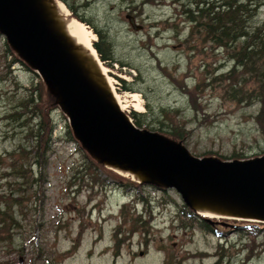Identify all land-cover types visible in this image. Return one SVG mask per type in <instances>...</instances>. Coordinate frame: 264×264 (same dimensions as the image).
<instances>
[{"label": "rangeland", "instance_id": "obj_1", "mask_svg": "<svg viewBox=\"0 0 264 264\" xmlns=\"http://www.w3.org/2000/svg\"><path fill=\"white\" fill-rule=\"evenodd\" d=\"M70 1L79 5L85 19L107 31L113 56L127 64L102 62L120 110L131 122V112L142 114V130L172 131L174 136L162 135L174 141L181 137L196 157L231 161L264 155V135L256 121L260 103L253 98L257 84L239 69L228 73L231 58L190 31V24L178 14L180 2L156 0L138 14L139 9L126 8L121 0ZM258 2L251 25L264 22V0ZM127 14L136 18L141 30L131 28ZM86 27L95 41L97 36ZM9 50L0 33V172L9 170L18 145L29 150L21 129L23 123L37 120L28 119L37 112L32 104L40 103L56 127L42 227L35 222V163L24 165L23 196L15 191L22 178L10 177V186L0 180V191L9 197L7 214L13 218L0 227V264H264L263 223L214 218L208 228L188 211L181 212L183 202L172 188L136 187L119 182L110 175L118 173L104 165L94 170L80 166L91 156L67 135L65 109L47 94L50 90L23 58ZM30 92L35 93L31 102ZM131 93L139 95L136 100ZM136 102L143 109L137 110ZM12 199L18 204L12 206ZM248 223L250 228L245 227ZM114 230L124 238L116 246Z\"/></svg>", "mask_w": 264, "mask_h": 264}, {"label": "water", "instance_id": "obj_2", "mask_svg": "<svg viewBox=\"0 0 264 264\" xmlns=\"http://www.w3.org/2000/svg\"><path fill=\"white\" fill-rule=\"evenodd\" d=\"M125 18L133 30L142 29L133 15ZM0 33L56 92L76 139L103 164L110 160L145 172L152 180L146 182L174 189L184 203L190 193H204L264 218V155L231 161L196 157L180 142L136 127L81 74L33 0H0Z\"/></svg>", "mask_w": 264, "mask_h": 264}, {"label": "trees", "instance_id": "obj_3", "mask_svg": "<svg viewBox=\"0 0 264 264\" xmlns=\"http://www.w3.org/2000/svg\"><path fill=\"white\" fill-rule=\"evenodd\" d=\"M63 2L65 7L71 12V15L75 17L80 22L84 23L88 27H90L97 39L92 42L93 48L96 50L99 59L106 63L108 62H118L121 67L126 66L127 64L117 60L113 56V44L108 37L107 31L95 25L91 20L85 19L84 16L80 13L79 5H77L74 1L70 0H60ZM135 1L137 0H121V3L126 4V8H131L136 11L139 9L138 14L142 12V7L146 4L154 3L156 0H139V5L135 6ZM175 3L180 2L181 12L178 14L184 17L190 24V31L192 33H198L199 35L204 36L205 39L210 41L215 47L218 49H223L228 57L233 61L232 69L229 70V74L238 71L239 69L242 75H250L254 82L257 84L253 89H256V95L253 97L256 101L260 103V108L258 113L256 114V121L259 125L261 133L264 135V22L262 25H251L250 20L256 14V10L258 5L260 4L259 0H173ZM7 42V41H6ZM8 44V42H7ZM9 45V44H8ZM9 48L15 52V50L9 45ZM9 50V54L13 55V52ZM17 53V52H15ZM18 54V53H17ZM19 55V54H18ZM25 62L34 72L36 78L40 76L34 71V68L24 59ZM133 69L139 71L137 67L132 66ZM42 80V78H41ZM246 80L239 86L245 83ZM46 89L48 88L50 91L47 94L53 98V101L58 105V95L56 92L44 81L42 80ZM123 85H126V81L121 79ZM124 89H128L126 86H123ZM47 89V90H48ZM37 90V87L35 88ZM38 91V90H37ZM35 93L30 92V100L33 101V95ZM243 95V94H241ZM248 96V94H246ZM38 99L41 97L38 95ZM244 97V96H242ZM37 109V112L34 110L31 112V115L28 119H37L35 122L30 123L26 122L22 124L21 131L24 133V138L26 139L25 144L29 147L28 152H25L24 148L17 146L18 152L14 155L12 152V157L10 163L8 165L9 170L0 172V180L4 178L3 184L7 186L12 185L10 183L11 179L22 178L21 182H18V188L15 189L19 193V195H25V190L21 188L22 185L25 184V180L27 179L25 175V164L31 165V162L35 163V173H34V182H35V191L34 196L36 203L34 206L35 210V222L37 223V227H42V219L44 214V206L46 202V184L48 182V165L50 160V151L52 144L55 142V136H53L54 128L56 127L55 123L49 120V116L47 111H44L40 103L32 104ZM47 105V104H44ZM60 105V104H59ZM58 105V106H59ZM148 107V106H147ZM40 113V114H38ZM132 123L141 129L143 124L141 118L142 114L137 112H131ZM67 135L73 140L74 135L71 129H66ZM160 135L165 134L167 136H174L172 131L169 130H159ZM165 135H162L166 137ZM31 137V141L27 138ZM177 137V136H175ZM168 138V137H166ZM174 140V139H173ZM176 142H180L183 144L181 137H177ZM90 156V160L84 158L82 163H79L80 166H83L86 170H94L96 167L103 166L102 162L96 160L94 156L88 153ZM29 158L32 161H26L25 159ZM30 168L28 169V171ZM31 171V170H30ZM91 175V173H87ZM114 178H116L119 182L126 181L129 184H132L136 187H140L142 185L152 186L154 188L160 187L154 183L143 182L136 183L129 178H125L122 175H118L115 173L110 174ZM29 179V178H28ZM0 183L1 185H3ZM15 184V183H13ZM161 189H165L160 187ZM20 191V192H19ZM9 197L5 196L3 191H0V227L5 224L6 221L12 220V216L7 214L9 208L7 200ZM12 206L17 205L18 202L15 199H12ZM11 206V207H12ZM181 212L186 213L187 215L194 216L199 219V221L204 222L203 224L209 228L208 221H216L214 218L204 219L194 212L191 206L187 203L181 204ZM151 209V208H150ZM37 211V214H36ZM13 214V211H11ZM225 219V218H223ZM41 221V223H39ZM224 221V220H221ZM234 221V220H233ZM226 222V221H225ZM236 222V221H234ZM262 223V222H258ZM264 224V223H263ZM251 227V226H250ZM120 231H113V240L115 241V246L119 242H124V238H118V234ZM118 253L115 251V255Z\"/></svg>", "mask_w": 264, "mask_h": 264}, {"label": "bare ground", "instance_id": "obj_4", "mask_svg": "<svg viewBox=\"0 0 264 264\" xmlns=\"http://www.w3.org/2000/svg\"><path fill=\"white\" fill-rule=\"evenodd\" d=\"M33 1L47 26L59 41H61L68 56L81 74L105 101L123 114L120 110L118 94L106 73V67L92 46V40L94 39L93 33L84 23L71 17L69 12H67L68 9L59 0ZM131 94L133 100H136L139 96L137 93ZM137 104L136 102L134 105ZM136 108L139 111L143 109L140 103ZM123 115L127 118L125 114ZM103 162L113 171L131 180L137 182L152 181L150 176L145 172L128 168L124 164H118L110 160H104ZM189 204L195 212L209 218L224 217L249 221H264L263 217L258 216L251 209L243 205L209 194L190 193Z\"/></svg>", "mask_w": 264, "mask_h": 264}]
</instances>
